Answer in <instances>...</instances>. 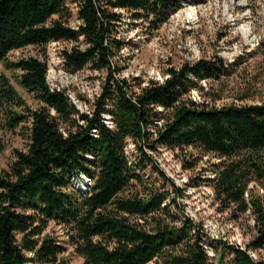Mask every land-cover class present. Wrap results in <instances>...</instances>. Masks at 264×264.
<instances>
[{
	"label": "trees",
	"instance_id": "16d2710c",
	"mask_svg": "<svg viewBox=\"0 0 264 264\" xmlns=\"http://www.w3.org/2000/svg\"><path fill=\"white\" fill-rule=\"evenodd\" d=\"M197 2L0 0V63L38 102L31 108L0 73V128L20 127L28 139L0 171V264H264L249 252L264 247V203L248 190L253 179L264 189V99L221 106L190 99V90H204L201 81L228 74L219 56L170 67L162 82L136 90L115 76L123 25L144 23L152 32L184 3ZM60 41L71 44L60 52L65 70L106 71L91 112L48 85L44 60L8 57ZM129 140L136 155L127 152ZM158 147L220 159L206 181L225 208L251 210L255 235L245 247L207 241L185 210L183 189L148 153ZM85 178L86 189L74 187L73 179ZM50 221L67 229L80 263L60 256L64 247L45 233Z\"/></svg>",
	"mask_w": 264,
	"mask_h": 264
},
{
	"label": "rangeland",
	"instance_id": "374dc122",
	"mask_svg": "<svg viewBox=\"0 0 264 264\" xmlns=\"http://www.w3.org/2000/svg\"><path fill=\"white\" fill-rule=\"evenodd\" d=\"M197 1L196 4L184 3L152 32L147 31L144 23L123 25L119 33L123 44L115 57V76L126 79L136 90L138 86L151 81L162 82L170 67L219 56L226 64L228 74L219 81H201L204 90L199 92L192 89L187 96L209 106L261 102L264 99V0ZM71 24L74 25L75 21ZM70 45L61 41L50 42L42 49L29 45L10 52L8 57L17 59L34 56L44 60L47 63L48 85L52 89L66 91L77 109L88 113L92 111L101 93L106 71L92 70L87 66L75 72L65 70L60 52ZM0 73L9 78L12 86L31 108L38 106L32 94L16 82L17 72L0 63ZM218 94L219 98L215 99ZM104 118L108 123L105 115ZM26 135L20 127L13 130L0 128V171H8L14 150L26 149ZM126 149L130 156L136 155L130 140ZM148 153L170 180L183 189L181 201L185 210L203 225L208 242L214 241L216 245L218 241H227L245 247L255 235L253 214L250 209L238 212L232 205L225 208L216 199L206 181L213 176L214 166L219 163L220 159L215 154L200 152L191 147L183 150L158 147L156 151ZM185 160L193 166L184 168L182 164ZM87 184V178L84 183L73 179L74 187L86 189ZM248 190L259 196L264 203V189L260 182L253 179L248 184ZM248 193L245 194L247 199ZM45 233L64 247L61 257L71 263L82 261L74 251L68 231L63 225L50 221ZM208 242V255L213 256L214 250ZM249 252L253 258L264 261V247Z\"/></svg>",
	"mask_w": 264,
	"mask_h": 264
}]
</instances>
